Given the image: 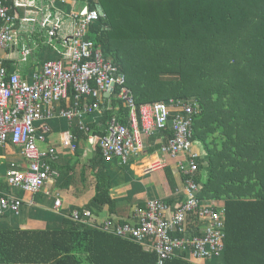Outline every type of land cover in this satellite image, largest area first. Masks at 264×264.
I'll use <instances>...</instances> for the list:
<instances>
[{
  "label": "trees",
  "instance_id": "obj_1",
  "mask_svg": "<svg viewBox=\"0 0 264 264\" xmlns=\"http://www.w3.org/2000/svg\"><path fill=\"white\" fill-rule=\"evenodd\" d=\"M85 3L89 9L100 6L104 13L90 25L88 39L124 74L136 106L170 99L197 101L199 109L191 116L190 141L197 154V169L192 176L200 185L198 199L216 211L223 210L225 232L221 256L203 262L216 264L222 257V264L239 263L240 259L236 262L233 258L237 244L234 237L243 232L249 237L264 232V221L240 219L248 210L264 219V0ZM39 63L24 65L23 70ZM5 67H10L9 61ZM176 74L178 77L171 76ZM104 100L102 123L116 116L128 125L129 108L123 101L112 98L107 104V98ZM170 112L171 116L182 112L181 105L175 103ZM88 127L96 138L105 133V129L95 131L91 124ZM73 132L77 140L87 137L76 124ZM160 136L166 143L172 137V128L157 131L150 139ZM222 136L225 140L220 142ZM194 143L205 148L206 167L203 154L199 156L193 149ZM97 152L101 165L95 175V196L85 207L91 210V220L102 224L97 212L106 204L112 212L114 203L104 189L109 187V178L106 173L101 175L105 158L99 148ZM171 158L172 163L164 167L170 188V197L165 200L168 204L183 199L182 191L175 190V180L182 184L184 180L177 163L181 158ZM75 209L80 213L84 210L69 209L59 227L53 229L0 225V264H157L158 256L148 243L74 220L69 214ZM200 228L196 213L187 215L186 230L199 234ZM248 240L246 245L250 242L251 246L253 241ZM163 264L199 263L184 251Z\"/></svg>",
  "mask_w": 264,
  "mask_h": 264
},
{
  "label": "built area",
  "instance_id": "obj_2",
  "mask_svg": "<svg viewBox=\"0 0 264 264\" xmlns=\"http://www.w3.org/2000/svg\"><path fill=\"white\" fill-rule=\"evenodd\" d=\"M12 6L14 15L0 1V50L5 51L17 42L18 30L12 25L17 18L20 28L38 21L47 41L55 42L53 49L58 58L44 61L39 71L32 74L31 82L19 72L8 74L0 58V146L9 141L21 149L27 162L26 166L12 165L8 169L5 178L9 186L25 193L39 192L52 175L47 160L53 158V150L40 149L38 145L49 131L46 122L56 117L78 118L79 128L89 131L84 117L100 111L103 94L108 93V103L115 98L129 108L128 125L113 116L107 121L105 133L99 138L92 135L89 141L98 145L105 159L114 156L121 165H126L139 152L141 134L151 136L171 127L172 137L161 144L159 150L173 158H181L177 163L184 174L183 199L172 204L163 199H147L134 208L131 220L126 223L106 219L97 224L91 220L90 210L81 213L72 210L69 216L113 235L148 243L158 256L157 264L180 256L184 251L194 262L220 256L225 237L223 210L216 211L198 199L200 185L192 176L197 169V154L192 151L190 141L191 116L199 109L197 101L189 99L180 103L182 101L170 99L136 106L124 74L105 59L100 48L87 37L88 27L101 16L98 10L85 5L72 13L55 10L45 15L35 0H12ZM20 8L24 10L22 16L18 13ZM29 55L28 48L20 50L22 60ZM69 98H72L69 107L55 108L56 103ZM175 103L181 105L182 112L171 116L170 110ZM68 137L73 141L72 134ZM73 142L72 149L75 148ZM60 203L56 198L54 208H59ZM21 204L20 197L0 192V218L6 211L17 215ZM191 213H196L201 224L199 234L186 230L187 215Z\"/></svg>",
  "mask_w": 264,
  "mask_h": 264
},
{
  "label": "crops",
  "instance_id": "obj_3",
  "mask_svg": "<svg viewBox=\"0 0 264 264\" xmlns=\"http://www.w3.org/2000/svg\"><path fill=\"white\" fill-rule=\"evenodd\" d=\"M0 1L9 7V13L14 15L12 0ZM35 4L39 5L45 15L50 12L53 13L55 10L72 13L86 5L85 0H41L40 4L35 0ZM97 8L101 7L97 6L95 9L97 10ZM18 13L22 16L24 10L20 8ZM37 16L41 18V13L38 11ZM14 23L12 24L14 29L18 30L17 42L9 46L5 51L0 50V58L3 60L4 67L7 61L10 62V67H5L8 74L12 73V71L19 72L26 81L31 82L32 74L39 71L40 65L44 61L58 58V53L53 49L56 44L52 40L47 41L44 30L40 31L39 29L38 21L29 22L21 28L17 18L14 19ZM89 27L87 29V37L88 32L90 33ZM23 47L28 48L31 55L25 61L20 56V50ZM42 50H47L50 53L41 54ZM30 57L34 59L30 60ZM29 63H39V65L34 67L29 65L26 67V71L23 70L24 65ZM104 98L106 96L103 94V102L105 101ZM71 103L72 98L62 102L59 101L55 104V108H67ZM114 110H118V108H114ZM101 112L102 108L100 111L86 115L84 117L86 126L91 124L95 131H103L107 121L102 123ZM46 124L49 127V131L44 135V141L38 143V145L40 149L53 150V158H48L47 160L52 175L39 192L33 194L25 193L9 186L5 178L8 169L12 165L26 166L27 162L22 156L20 148L12 144H7L0 148V192L13 194L22 199L20 212L17 215L6 211L0 218L2 227H18L20 229L57 228L60 225L62 216L68 213L69 209L78 207L89 210L85 206L90 200L94 199L95 175L101 163L97 161L99 159V153L97 152L99 147L96 146L97 144L90 142L89 137L96 134H93V130L88 127L89 131H86L87 137H78L77 140L76 134L73 132V124L78 125V118L67 120L56 117L48 120ZM37 125H39V122ZM68 134L73 135L74 142L69 139ZM151 136L141 134L139 152L136 156L131 157L126 165H121L115 157L104 160V168L101 171L103 174L101 175L106 173L109 178V187L107 186L104 189L114 203V209L110 212L109 205L102 206L101 210L97 212L99 222L105 221L109 217H114L117 222H120L118 220L124 221L123 223L129 222L134 208L143 205L147 199L158 198L166 200L170 197V188L165 177L164 167L172 163V158L160 152V145L155 148L157 143H164L162 137L160 136L161 138H155L154 140L150 139ZM211 137H208V141L211 140ZM222 137L220 142L225 140L224 136ZM72 142L75 144L73 149L71 148ZM193 145V149L195 148L194 150L199 153V156L203 154L205 158L203 163L206 167L205 148L200 143H194ZM218 149L220 150L219 143ZM175 158L177 159V157ZM175 183V190L181 191L182 183L177 179ZM56 198L61 202L60 207L57 209L53 206ZM248 211L250 214L245 212L240 219L253 222L257 219L264 221V219L259 218L261 217L260 214L256 215L253 210ZM249 236V234L243 232L234 237V241L237 244H234L235 254L233 258H236V262L239 259L241 260L237 264H264V232H259L256 236ZM248 238L253 241L251 246L250 242L246 245ZM246 247L249 248L248 251ZM221 260L222 257H219L217 259L218 262L215 263L222 264ZM203 261L200 260L197 263L204 264Z\"/></svg>",
  "mask_w": 264,
  "mask_h": 264
},
{
  "label": "rangeland",
  "instance_id": "obj_4",
  "mask_svg": "<svg viewBox=\"0 0 264 264\" xmlns=\"http://www.w3.org/2000/svg\"><path fill=\"white\" fill-rule=\"evenodd\" d=\"M48 53H50V52H48L47 50H42L41 51V54H44V55H46V54H48ZM48 60V59H47ZM172 77H178V75L176 74V75H171Z\"/></svg>",
  "mask_w": 264,
  "mask_h": 264
},
{
  "label": "water",
  "instance_id": "obj_5",
  "mask_svg": "<svg viewBox=\"0 0 264 264\" xmlns=\"http://www.w3.org/2000/svg\"><path fill=\"white\" fill-rule=\"evenodd\" d=\"M97 10L100 15H103V11L101 10V8H97ZM104 95L107 96L108 93H104Z\"/></svg>",
  "mask_w": 264,
  "mask_h": 264
}]
</instances>
